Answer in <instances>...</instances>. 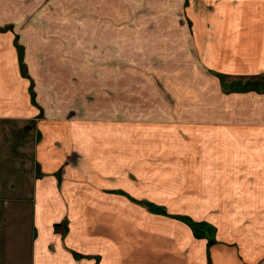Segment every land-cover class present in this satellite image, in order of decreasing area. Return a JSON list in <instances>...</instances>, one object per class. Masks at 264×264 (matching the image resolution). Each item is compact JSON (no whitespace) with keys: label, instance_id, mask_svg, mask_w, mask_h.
Wrapping results in <instances>:
<instances>
[{"label":"rangeland","instance_id":"1","mask_svg":"<svg viewBox=\"0 0 264 264\" xmlns=\"http://www.w3.org/2000/svg\"><path fill=\"white\" fill-rule=\"evenodd\" d=\"M208 1L0 0V32L27 54L43 107L65 119L105 117L135 139L124 142L129 164L116 181L139 227L150 214V249L171 244L168 264H262L264 128L250 125L241 97L264 95V45L243 44L226 4L214 13ZM219 77L235 91L256 89L225 92ZM132 241L123 237L122 248ZM131 254L123 264H148V254Z\"/></svg>","mask_w":264,"mask_h":264},{"label":"crops","instance_id":"2","mask_svg":"<svg viewBox=\"0 0 264 264\" xmlns=\"http://www.w3.org/2000/svg\"><path fill=\"white\" fill-rule=\"evenodd\" d=\"M208 2L214 13L226 4V13L236 23L229 28L235 37H242L243 44L256 45L259 40L264 45V0ZM13 39L9 32H0V133L7 132L13 140L0 142V264H123L131 253L136 258L148 254V264L155 253L158 261L168 264L172 245L150 249V214L140 228L124 210V204H131L122 194V180L116 181L129 164L124 163V151L128 153L124 142L135 139L124 140L123 128L105 117L65 119L56 109L43 107L37 75L30 67L26 76L22 74L20 63L28 66L27 54L18 53ZM244 62L245 67L250 63L246 57ZM241 98L248 103L250 125L262 133L264 95L248 93ZM226 104L223 119L230 126L234 116ZM239 136L242 141L246 137ZM233 152L229 150L226 158L233 157ZM129 156L136 158L138 153ZM209 157L219 159V149ZM259 158L263 159L261 153ZM26 164L30 170L22 168ZM55 223L65 224V233L52 229ZM183 234L184 244H192L190 235ZM123 237L139 247L124 250ZM165 246V253H160ZM255 252L264 255L261 250ZM75 254L82 257L76 259Z\"/></svg>","mask_w":264,"mask_h":264},{"label":"trees","instance_id":"3","mask_svg":"<svg viewBox=\"0 0 264 264\" xmlns=\"http://www.w3.org/2000/svg\"><path fill=\"white\" fill-rule=\"evenodd\" d=\"M20 61H21V58H20ZM20 66H21V71H22V74H25V76H26V73H25V71H24V66H23V64L22 63H20ZM220 78V85H221V88L225 91V92H248V91H252V90H255L256 88H250V89H247V88H245V89H242V90H236L235 91V85L233 84V85H227L225 82H224V80H223V78L222 77H219ZM260 86H259V88L257 89L259 92H264V84H259ZM226 89L228 90V91H226ZM33 95V94H32Z\"/></svg>","mask_w":264,"mask_h":264}]
</instances>
